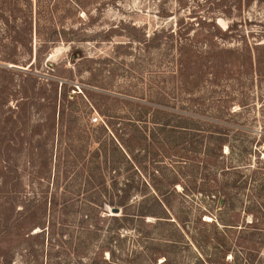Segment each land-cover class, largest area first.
<instances>
[{
    "label": "rangeland",
    "instance_id": "374dc122",
    "mask_svg": "<svg viewBox=\"0 0 264 264\" xmlns=\"http://www.w3.org/2000/svg\"><path fill=\"white\" fill-rule=\"evenodd\" d=\"M0 264H264V0H0Z\"/></svg>",
    "mask_w": 264,
    "mask_h": 264
},
{
    "label": "trees",
    "instance_id": "16d2710c",
    "mask_svg": "<svg viewBox=\"0 0 264 264\" xmlns=\"http://www.w3.org/2000/svg\"><path fill=\"white\" fill-rule=\"evenodd\" d=\"M79 53H80V52H79ZM76 56H78V55H76ZM76 56H75V59H80V58H81V57H76ZM219 143H220V144H219ZM219 143H218V144H219V145H218V148H219L220 151H222L223 146L226 145V143H225L224 140H222V141L219 142ZM176 185H177V184H176ZM117 192L120 194V195H118V197L120 198V196H121V197L125 196L124 194H126L127 191H124V190H123V191H118V190H117ZM122 193H123V195H122ZM110 197H111V199L109 200V205H110L111 207H113V208H119V209H120V208H121V209L124 208L125 203H126V200H125L126 198H124L123 200H117V201H115V199H114L115 195L113 196V194H112ZM121 209H120V210H121ZM126 218H127V217H126V215H125V217H123V219L126 220ZM113 220H114V221H120V219H119L118 217H116V216L113 217ZM122 221H123V220H122Z\"/></svg>",
    "mask_w": 264,
    "mask_h": 264
},
{
    "label": "water",
    "instance_id": "95a60500",
    "mask_svg": "<svg viewBox=\"0 0 264 264\" xmlns=\"http://www.w3.org/2000/svg\"><path fill=\"white\" fill-rule=\"evenodd\" d=\"M111 212L113 215L117 216L121 212V210L119 208H113Z\"/></svg>",
    "mask_w": 264,
    "mask_h": 264
},
{
    "label": "built area",
    "instance_id": "2783aa9c",
    "mask_svg": "<svg viewBox=\"0 0 264 264\" xmlns=\"http://www.w3.org/2000/svg\"><path fill=\"white\" fill-rule=\"evenodd\" d=\"M98 120H99V119H98L97 117H95V118H93L92 122H93V123H97Z\"/></svg>",
    "mask_w": 264,
    "mask_h": 264
},
{
    "label": "bare ground",
    "instance_id": "6f19581e",
    "mask_svg": "<svg viewBox=\"0 0 264 264\" xmlns=\"http://www.w3.org/2000/svg\"><path fill=\"white\" fill-rule=\"evenodd\" d=\"M222 24V23H221Z\"/></svg>",
    "mask_w": 264,
    "mask_h": 264
}]
</instances>
